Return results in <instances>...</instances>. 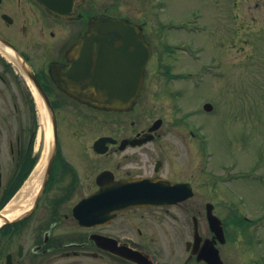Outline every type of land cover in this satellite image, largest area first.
<instances>
[{
	"label": "flooded vegetation",
	"instance_id": "obj_1",
	"mask_svg": "<svg viewBox=\"0 0 264 264\" xmlns=\"http://www.w3.org/2000/svg\"><path fill=\"white\" fill-rule=\"evenodd\" d=\"M118 2L0 0V142L6 140L0 143V264H144V258L152 264H264L263 253L246 248L254 241L263 243L264 236L235 202L237 193L220 187L224 178L214 183L218 193L210 192L207 176L200 179L192 165L187 170L189 157L163 144L150 145L164 136V119L159 128L150 129L161 116L140 128L139 105L147 88L140 94L138 77L137 90L125 98L127 106L105 107L96 100L93 85L103 49L124 46L135 55L139 45L104 40L98 32L99 14L125 17L140 30V20L124 14ZM153 35L162 39L146 34L154 51ZM35 79L53 106L58 144L47 179L46 163L29 205L8 218L4 214L23 187L24 174L41 155L39 149L32 152L39 131L36 96L43 103L46 99ZM98 114L105 118L102 124ZM98 130L101 134L95 136ZM102 136L105 142L97 146ZM167 161L178 162L180 168ZM140 176L186 183L193 193L172 204L121 209L110 218L88 217L106 212L91 210L85 199L112 183Z\"/></svg>",
	"mask_w": 264,
	"mask_h": 264
},
{
	"label": "rangeland",
	"instance_id": "obj_2",
	"mask_svg": "<svg viewBox=\"0 0 264 264\" xmlns=\"http://www.w3.org/2000/svg\"><path fill=\"white\" fill-rule=\"evenodd\" d=\"M118 1L124 14L146 22L147 33L158 31L179 46L175 52H162L164 40L152 38L156 50L140 100V128L161 116L165 133L149 144H163L189 157L187 170L192 165L200 179L207 176L210 192L218 193V177L224 178L220 187L234 192L230 187L239 177L234 186L245 201L235 202L259 218L253 210L264 209V0ZM158 63L171 64L172 72L165 74ZM205 102L213 109L205 110ZM23 108L28 112V105ZM103 117L95 118L102 124ZM37 140L33 153L45 143ZM5 141L2 137L0 143ZM168 163L180 168L178 162ZM257 226L264 236V224ZM246 248L264 255V242Z\"/></svg>",
	"mask_w": 264,
	"mask_h": 264
},
{
	"label": "water",
	"instance_id": "obj_3",
	"mask_svg": "<svg viewBox=\"0 0 264 264\" xmlns=\"http://www.w3.org/2000/svg\"><path fill=\"white\" fill-rule=\"evenodd\" d=\"M54 11L60 12L57 8ZM98 32L103 34L104 40L108 41H120L122 43L139 42L136 45L134 54L132 51H128L126 47L111 48L105 47L102 51L103 64L98 67L97 80L99 83L96 86L97 94L96 99L100 101L101 105L105 107L120 108L124 107L127 103L124 101V97L127 93L131 95L137 86L133 85L132 82L134 75L140 76V91L142 89V84L144 82V72L147 62L150 58L151 49L148 44L144 41V35L142 30L140 31L135 27V25L130 24L122 19H116L108 17L107 15H100V20L98 22ZM106 36V37H105ZM107 41V42H108ZM119 56L120 61H116ZM112 56L114 58H112ZM138 56V62H133V57ZM115 69L117 71H115ZM36 86L44 94L42 96L46 99V107L51 114L52 120V139L50 144V152L47 158V169H46V179L52 168L53 160L56 154L58 138H57V121L54 110L50 101L47 99L46 94L41 90L40 84L37 80H34ZM112 81V84L110 83ZM129 83L127 84V82ZM120 93L117 95L115 92ZM124 92V93H123ZM100 105V106H101ZM212 104L207 103L205 105L206 109H210ZM105 142V138H100L96 142V145H100ZM45 183V182H44ZM192 191L186 183H173L168 179L162 177H140V178H129L122 181L112 183L105 189H101L98 193L92 195L91 197L85 199L88 207L105 211V215H99V212H92V215H88L89 218H99L104 216L110 218L114 215L117 210L122 208H129L137 205L147 206L165 203L177 202L189 194ZM97 215V216H94ZM210 217L214 215L210 214ZM2 216V215H0ZM6 219V218H5ZM6 221H9L6 219Z\"/></svg>",
	"mask_w": 264,
	"mask_h": 264
},
{
	"label": "bare ground",
	"instance_id": "obj_4",
	"mask_svg": "<svg viewBox=\"0 0 264 264\" xmlns=\"http://www.w3.org/2000/svg\"><path fill=\"white\" fill-rule=\"evenodd\" d=\"M37 94V93H36ZM37 108L39 111V119H40V128L38 132V140L37 143L40 144L45 142L44 146H42V151L38 163L36 164L34 170L30 174L29 178L24 182L25 184L20 189V192L17 193L15 198L9 203L6 214L8 218H13L19 212V209L26 207L29 205V202L34 197L36 190L38 189L41 178L43 175V171L45 169L47 163L48 151L51 144L52 139V123L51 118L48 116L44 108V104L42 100H40V96L37 94ZM1 219V218H0ZM2 220V219H1Z\"/></svg>",
	"mask_w": 264,
	"mask_h": 264
},
{
	"label": "trees",
	"instance_id": "obj_5",
	"mask_svg": "<svg viewBox=\"0 0 264 264\" xmlns=\"http://www.w3.org/2000/svg\"><path fill=\"white\" fill-rule=\"evenodd\" d=\"M34 161H35V158H32V161H31V163H30V167H32L33 166V164H34ZM30 169V168H29ZM27 174V173H26ZM26 174H24V177H25V175Z\"/></svg>",
	"mask_w": 264,
	"mask_h": 264
}]
</instances>
